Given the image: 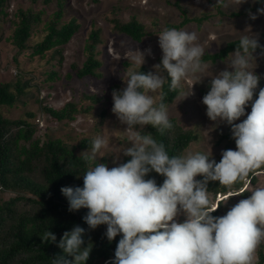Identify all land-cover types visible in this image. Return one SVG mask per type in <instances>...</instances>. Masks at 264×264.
<instances>
[{
	"label": "clouds",
	"instance_id": "obj_1",
	"mask_svg": "<svg viewBox=\"0 0 264 264\" xmlns=\"http://www.w3.org/2000/svg\"><path fill=\"white\" fill-rule=\"evenodd\" d=\"M248 12L254 19L264 13V6ZM250 32L245 31L224 57L226 67L207 74L210 86L201 98L209 118L230 124L235 139L236 147L223 149L218 161L201 151L170 155L163 142L140 131L149 124L171 127L165 104L157 105L151 93L161 89L167 78L175 88L189 74L202 70L204 48L196 42L195 31L175 27L158 31L161 59L148 71L133 67L121 73L124 86L113 88L111 111L126 124L127 140L114 159L119 160L120 153L130 158L112 166L95 163L81 174L82 185L61 186L70 211L88 209L82 218L89 229L105 224L103 234L109 241L120 234L110 258L113 264H254L255 249L264 239V187L218 215L213 214L208 196L210 181L231 184L264 162V86L259 85L261 76L255 70L264 44L259 33ZM151 51L150 46L138 47L127 58L141 68ZM202 78L191 83L184 97L194 93V83ZM108 143V136L97 134L81 153L88 161L101 159ZM153 170L163 175L162 182L148 175ZM181 214L184 218L178 219ZM86 231L77 223L59 240L52 229L47 231L43 241L56 242L63 249L51 264H86L93 248L91 240L85 243Z\"/></svg>",
	"mask_w": 264,
	"mask_h": 264
},
{
	"label": "rangeland",
	"instance_id": "obj_2",
	"mask_svg": "<svg viewBox=\"0 0 264 264\" xmlns=\"http://www.w3.org/2000/svg\"><path fill=\"white\" fill-rule=\"evenodd\" d=\"M67 1L65 18L69 19L76 16L81 26L72 38L62 46L63 57L60 59V55L52 56L53 50H49L45 54H35L31 48L22 51L17 48L11 40L15 28L16 10L19 7L26 8L31 5L38 9L42 7V2L41 0L37 2L34 0H9L6 8L7 13L0 19V80L14 82L21 77L23 81L28 82L29 86L15 104L2 105L1 111L5 116L11 118L26 117V113L32 111L34 115L27 118L36 128L35 137L42 140L49 137H60L70 146H73L78 154H83L81 151L88 147L81 144L83 140L91 141L97 134L106 135L109 137V143L102 149L105 156L101 159L98 157L91 166L100 162H108L109 166H112L113 163L126 160L123 153L119 154V160L114 159V157L127 140V132L124 130L126 124L121 123L116 114L111 111L114 84H118V88L123 87L124 81L121 79V73L133 67L139 69L134 61L127 58L138 47L140 49L151 47V54H146L144 64L152 69L153 64L158 62L162 56L157 32L166 28L169 23H178L182 19V13L176 4L177 0ZM180 2L188 8L191 15H200L204 11L213 13L202 24L191 21L180 28L197 33L198 40L196 42L204 48L203 54L206 51L218 50L227 41L240 37L245 31H249L250 34V30L259 33V40L262 41L264 13H257L254 19L248 11L240 16L227 14L232 10L247 9L254 5L256 0H243L240 5L238 0H180ZM55 8L56 2L54 1L47 9L44 21L37 26L38 30L31 37V43L43 36L45 20L49 18V14ZM220 8L226 14L220 13L218 11ZM251 11L257 12V9ZM134 14L145 22L148 28V33L141 41L117 30L112 21L113 16L129 19ZM94 24L101 28L102 42L99 44V57L103 61L101 66L103 75L99 78L72 75L71 65L73 63L81 65L85 59V41ZM247 26L248 29H244ZM256 52L259 53L260 51L256 50ZM201 60L204 62L202 70L191 73L186 80H182L181 91L174 101L166 105V108L169 119L175 117L183 127L193 129L197 133V138L189 144L183 154L189 151H201L212 154L209 158H215L218 161L222 156L223 149L236 147L235 139L224 136V134H231L230 124L226 121L218 122L209 118L206 113L207 106L201 98L204 91L210 86L211 76L207 74H213L214 71L226 67V64L224 59L212 61L204 60L201 57ZM257 61L258 65L255 70L261 76L259 85L263 86L264 55H257ZM253 67H255V61ZM52 70L58 71L54 77L49 75ZM200 78L202 80L193 85L194 93L184 97L191 91V83ZM160 93L161 89L151 93L157 105ZM88 94H98L102 100L92 102L86 97ZM68 101L76 102L80 108L75 113L74 119L57 120L44 108V105L60 108ZM90 104L92 107L89 110H84ZM246 107L248 111L251 110V101ZM243 118L244 116H241L238 120ZM146 129L147 125L140 131L146 132ZM257 175L255 183H249L247 180L245 184L248 186L247 194L233 190L222 196L225 197L222 213H225L240 198L249 195L255 188L264 187V170ZM15 196H21L17 203L19 209L34 208L35 202L32 200L34 195L30 192L0 187V204ZM208 196L211 199L212 194L208 192ZM216 201L211 200V209H215ZM177 218L183 219L184 216L181 214ZM260 244L264 245V239L258 243L255 249L254 264H257L259 258ZM102 264H106V262Z\"/></svg>",
	"mask_w": 264,
	"mask_h": 264
},
{
	"label": "trees",
	"instance_id": "obj_3",
	"mask_svg": "<svg viewBox=\"0 0 264 264\" xmlns=\"http://www.w3.org/2000/svg\"><path fill=\"white\" fill-rule=\"evenodd\" d=\"M54 1L56 8L45 20L43 36L31 43V37L38 30L37 26L44 21L47 9ZM41 2L42 7L38 9L31 5L26 8L19 7L16 10L15 28L11 40L20 51L31 48L35 54H45L53 50L52 56L60 55L61 59L63 57L62 46L78 31L81 23L76 16L65 18L67 0H41ZM8 4L9 0H0V19L7 13ZM176 4L182 13V19L178 23L167 24V27L180 29L191 21L202 24L213 14L210 11H204L200 15H191L180 0H177ZM262 5L264 4L261 0H256L255 4L247 9L232 10L227 14L240 16L248 9H257ZM218 11L226 14L221 8ZM112 21L117 30L137 41H141L148 33L146 23L135 14L129 19L113 16ZM239 39L240 37L230 39L218 50L206 51L202 58L212 61L224 59L230 51L235 49ZM101 42V28L94 24L85 41V59L81 65L78 63L71 65L72 75L102 77L103 61L99 57ZM260 42L264 44V32ZM257 51L261 50L258 48ZM138 70L148 71L150 68L143 64ZM57 73V70H52L49 75L54 77ZM28 86V82L23 81L21 77L14 82L0 80V187L26 190L34 195L32 200L35 202L33 209H19L17 203L21 196H15L0 204V264H51L52 257L63 254V249L56 242L43 241L42 236L52 229L59 240L66 229H70L77 223L87 229L84 233L85 243L89 240L93 242V248L86 264H102L103 262L113 264L110 258L114 256L116 241L120 234L114 240L109 241L103 234L105 224L89 229L82 218L88 209L82 206L70 211L67 197L61 191L62 185H82L83 176L81 174L91 167L93 161L85 160L83 154H78L73 146L60 137H49L45 140L35 137L36 128L27 118L34 115L32 111H28L26 117L17 118L5 116L1 111L2 105L15 104L18 98L26 92ZM114 87L118 88V84H114ZM180 91V85L175 88L170 87V78H167L162 85L158 104L163 102L166 106L175 100ZM86 97L92 102L102 100L98 94H88ZM91 107L90 104L84 110H89ZM44 108L57 120L74 119L75 113L80 110L74 101H68L60 108L50 105H44ZM170 121L171 127L167 128L149 124L146 133L151 134L157 141L163 142L170 155L183 154L189 144L197 138V133L193 129L183 127L175 117L170 118ZM224 136L233 139L229 133ZM81 144L88 146L90 140L85 139ZM129 158L126 156V160ZM262 170H264V162L250 168L246 174L238 176L231 184L210 181L208 185V192L212 194L210 202L211 200L215 202L217 199L216 207L212 209L213 214H223L225 197L222 196L230 191L235 190L238 193L247 194L248 186H245L247 180L249 183H255L257 174ZM148 175L156 177L157 183L162 182L164 178L155 170ZM219 197L222 198L218 199ZM257 264H264L263 244H260Z\"/></svg>",
	"mask_w": 264,
	"mask_h": 264
}]
</instances>
